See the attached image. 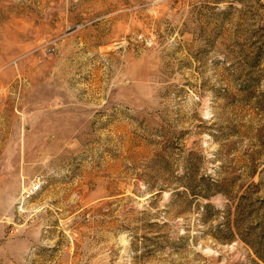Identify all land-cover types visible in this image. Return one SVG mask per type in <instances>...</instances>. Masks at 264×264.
I'll return each instance as SVG.
<instances>
[{
	"label": "rangeland",
	"instance_id": "obj_1",
	"mask_svg": "<svg viewBox=\"0 0 264 264\" xmlns=\"http://www.w3.org/2000/svg\"><path fill=\"white\" fill-rule=\"evenodd\" d=\"M0 264H264V0H0Z\"/></svg>",
	"mask_w": 264,
	"mask_h": 264
},
{
	"label": "built area",
	"instance_id": "obj_2",
	"mask_svg": "<svg viewBox=\"0 0 264 264\" xmlns=\"http://www.w3.org/2000/svg\"><path fill=\"white\" fill-rule=\"evenodd\" d=\"M39 188V185L36 187V189Z\"/></svg>",
	"mask_w": 264,
	"mask_h": 264
}]
</instances>
